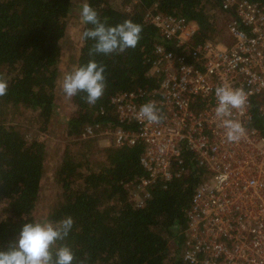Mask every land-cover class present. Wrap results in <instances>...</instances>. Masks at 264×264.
I'll return each mask as SVG.
<instances>
[{
    "label": "trees",
    "instance_id": "16d2710c",
    "mask_svg": "<svg viewBox=\"0 0 264 264\" xmlns=\"http://www.w3.org/2000/svg\"><path fill=\"white\" fill-rule=\"evenodd\" d=\"M116 1L86 0L108 26L129 19L140 24L141 39L122 53L90 55L94 41L81 38L75 67L90 60L105 65L106 87L95 105L86 103L83 92L71 97L67 140L56 168V199L47 220L73 218L72 230L59 242L72 250L73 264H190L182 256L185 213L203 166L183 148L186 171L166 186L154 185L145 204L135 206L128 199V184L145 173L139 162L142 145L115 146L110 140L103 144L102 135L81 133L88 123L104 127L115 122L110 104L115 92L157 84L160 76L151 71V63L158 33L144 19L146 8L154 6L196 22L194 43L229 41L227 21L234 10L223 9L221 0ZM72 7V0H0V78L8 83L7 94L0 97V250L18 239L24 223L35 222L47 155L42 140L26 138L9 121L6 107L29 108L38 127L48 128L56 112L61 43ZM91 27L82 23L81 37ZM253 115L260 125L255 111Z\"/></svg>",
    "mask_w": 264,
    "mask_h": 264
},
{
    "label": "built area",
    "instance_id": "2783aa9c",
    "mask_svg": "<svg viewBox=\"0 0 264 264\" xmlns=\"http://www.w3.org/2000/svg\"><path fill=\"white\" fill-rule=\"evenodd\" d=\"M221 7L235 14L227 21L229 41L197 43L192 41L196 22L146 8L144 19L158 33L151 63L160 76L157 84L112 94L115 122L88 123L81 135H108L115 146L142 145L139 162L145 173L128 184V199L139 207L154 185L166 186L186 171L182 149H188L204 171L185 213L183 259L264 264V2L221 0ZM224 83L248 94L245 110L233 113L245 129L236 143L226 141L214 116L215 88ZM148 101L165 115L161 123L137 118Z\"/></svg>",
    "mask_w": 264,
    "mask_h": 264
},
{
    "label": "clouds",
    "instance_id": "9594fccd",
    "mask_svg": "<svg viewBox=\"0 0 264 264\" xmlns=\"http://www.w3.org/2000/svg\"><path fill=\"white\" fill-rule=\"evenodd\" d=\"M81 21L92 25L82 33V39L94 41L90 55L122 53L134 49L141 39L142 26L132 20H124L115 26L102 22L95 9L85 0L80 9ZM106 66L90 60L66 73L61 81V90L71 98L80 92L87 104L95 105L103 96L106 87ZM8 83L0 78V97L7 94ZM216 107L214 116L224 129L228 143H236L245 135L242 124L233 118L234 111L242 112L248 104V94L243 88H234L226 83L215 88ZM137 118L149 125L159 124L165 119L154 101L142 104ZM72 217L56 223L28 222L20 229L18 239L4 251L0 250V264H73L75 256L69 246L59 243L72 230ZM79 264H86L80 261Z\"/></svg>",
    "mask_w": 264,
    "mask_h": 264
},
{
    "label": "rangeland",
    "instance_id": "374dc122",
    "mask_svg": "<svg viewBox=\"0 0 264 264\" xmlns=\"http://www.w3.org/2000/svg\"><path fill=\"white\" fill-rule=\"evenodd\" d=\"M117 2L116 0H112ZM85 0H72V10L66 17L65 34L62 38L61 60L59 62V75L55 87L56 112L49 122L47 129H40L35 119V112L25 107H6L9 121L16 123L26 138H37L46 144L47 155L45 170L41 179L39 199L33 211L35 222H45L47 213L56 199V168L59 164L64 143L65 123L72 112L71 98L61 90L63 76L75 68V59L81 45L80 9ZM101 143L108 142L110 137L102 134Z\"/></svg>",
    "mask_w": 264,
    "mask_h": 264
}]
</instances>
